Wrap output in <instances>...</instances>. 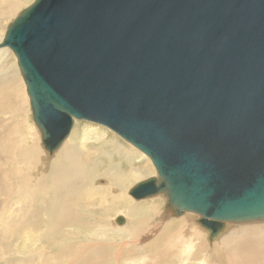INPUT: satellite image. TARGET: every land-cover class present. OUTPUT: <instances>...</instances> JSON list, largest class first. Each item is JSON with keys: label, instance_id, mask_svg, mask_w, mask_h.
<instances>
[{"label": "water", "instance_id": "obj_1", "mask_svg": "<svg viewBox=\"0 0 264 264\" xmlns=\"http://www.w3.org/2000/svg\"><path fill=\"white\" fill-rule=\"evenodd\" d=\"M1 48L50 154L100 124L156 169L134 199L164 196L212 241L264 221V0H35Z\"/></svg>", "mask_w": 264, "mask_h": 264}, {"label": "rangeland", "instance_id": "obj_2", "mask_svg": "<svg viewBox=\"0 0 264 264\" xmlns=\"http://www.w3.org/2000/svg\"><path fill=\"white\" fill-rule=\"evenodd\" d=\"M34 1L0 0V44L9 26ZM18 2L20 5L15 8ZM0 52L3 54L0 58V137L8 136L14 142L9 154L2 153L1 155L0 153V264H152V260L159 257L161 260L166 252L163 264H227L226 255H234V262L235 260L242 262L239 259L244 256L243 248H239L240 254H234L240 241L245 247L247 242L252 241L254 246L259 248L258 253L261 255L263 248L260 244L264 242V229L262 230L261 227L264 226V221L244 224L228 223L225 232L212 241L209 239L207 230L199 225V215L187 213L181 217H168L165 212L167 199L164 196L135 201L130 195V190L149 178L157 177L156 169L143 152L103 125L76 120L73 132L67 140L57 151L50 154L45 149L40 131L33 121L30 101L25 93L26 85L18 66V60L9 48H4ZM101 131L105 133V140H116L122 147L126 146L137 152L135 167L121 162L116 155H111L110 149L105 150L98 147L99 140L97 139L103 135ZM36 137H38L36 146L41 148L34 161L30 149L34 147ZM74 137L78 139L69 148L72 153L75 152L71 156L73 161H76L75 155L79 154L76 164L86 166L99 164V169L94 171L90 178L84 174L74 181L75 185L73 182H68L64 187L59 186L58 192L53 193L44 179L45 171L52 163L51 159ZM109 155L111 157H108ZM120 165L126 170L136 172L135 176H129L128 180L123 182L124 178L121 174L125 175L126 172L122 170V167L118 168ZM114 172L118 179L115 183H111L110 180L114 177L110 178L108 174ZM119 191L125 194L121 199L117 198ZM83 200H88L91 205L87 206ZM67 201L68 204L64 209ZM101 208L105 211H101ZM149 211H152V214ZM46 212L48 215L51 212L59 214L61 220L68 216L74 219L70 222L72 223L70 226H64L65 233L60 240L54 243L44 240L45 231L47 235L48 224L51 222L50 216H45ZM147 212L151 219L147 220L141 229L148 232L140 235L134 232L132 227L135 222L141 220L140 216H146ZM35 213L46 217L47 227L43 231V236L40 241L22 242L18 238L19 233L23 232L25 235L34 230L27 227L19 230L26 221L27 224L33 221L29 218ZM119 217L125 218V224L116 223ZM127 217L130 218L131 228H127ZM94 227H99V230H92ZM120 228L122 230H119ZM86 229L89 230L86 231ZM124 231L125 233H121ZM60 241L66 242L69 247L73 246L71 253L78 250L83 252L88 246L86 241H89L93 243V247L101 246L105 251L108 248L109 259L102 262L88 259L78 262L79 258H71L62 254L64 247L58 245ZM164 242L165 245L162 246ZM119 243H125L123 250L119 251L114 247ZM127 243L139 245V248L138 246L127 247ZM179 243L184 244L185 248H182ZM199 243L203 245V250L197 248ZM169 244L172 246L171 249H168ZM140 248L145 251L139 250ZM150 248L155 249L150 251ZM128 249H135L134 258L126 252ZM162 252L163 254L160 255ZM99 253L102 254V252ZM119 253L122 257H116ZM169 253L173 255L169 256ZM134 259H138V262ZM255 264L264 263L255 261Z\"/></svg>", "mask_w": 264, "mask_h": 264}, {"label": "bare ground", "instance_id": "obj_3", "mask_svg": "<svg viewBox=\"0 0 264 264\" xmlns=\"http://www.w3.org/2000/svg\"><path fill=\"white\" fill-rule=\"evenodd\" d=\"M20 2H18V3H16V5H15V8H17L20 4H19ZM7 34V33H6ZM5 34V35H6ZM2 49H4V48H1L0 49V51L2 50ZM2 52H0V58L2 57ZM2 61V60H1ZM8 72V71H7ZM26 91V90H25ZM13 93V92H12ZM26 93V92H25ZM18 95H19V93H17ZM13 95H14V93H13ZM22 100H24V99H22ZM27 100V99H26ZM10 106V105H9ZM8 107V106H7ZM20 107H21V105H20ZM5 110H6V108H5ZM76 121V120H75ZM75 125V124H74ZM100 125V124H99ZM73 128H74V126H73ZM73 128H72V130H73ZM73 131H71V133H72ZM102 132V136L101 137H99L97 140H99V142H98V147H100V148H102V149H110L111 150V152H112V154L111 155H116L118 158H119V160L121 161V162H123V163H125V164H128V165H130V166H132V167H135V162H136V158L135 157H137V152L135 151H132V150H130L129 148H127L126 146H121L120 144H118V141H116V140H113V139H110V140H112V141H110V140H105V137H104V135H105V133L103 132V131H101ZM70 133V134H71ZM70 136V135H69ZM77 137H74L73 139H71L70 140V142L67 144V145H65V147H63L51 160H52V163H50L48 166H47V169H46V171H45V174H44V179H45V181H46V183L47 184H49V186H50V191H52L53 193H56V192H58L59 190H60V187L59 186H61V187H64V186H66L67 185V183L68 182H73V185H75L76 184V182H74L77 178H79L80 176H82V175H86L88 178H90L91 176H92V174L94 173V171H96L97 169H99V164L98 165H94V164H91V165H88V166H86V165H78V164H76V162H77V160H78V158H79V154H76L75 155V157H76V161H73V159H72V157L71 156H73L74 154H75V152H71L70 151V147L71 146H73L74 144H75V142L77 141ZM115 139V138H114ZM66 140H67V138H66ZM65 140V141H66ZM64 141V142H65ZM38 142V137H36L35 138V140H34V147H32L31 149H30V152H31V155H32V158H33V160L35 161L36 160V158L38 157V155H39V149L41 148V147H38V146H36V143ZM63 142V143H64ZM62 143V144H63ZM13 144H14V142H13V140L11 139V138H9L8 136H2V137H0V153H1V155H3L2 153H7V154H9L10 153V150H11V148H12V146H13ZM108 157H111L110 155L108 156ZM148 157V156H147ZM107 159V158H106ZM111 160V159H110ZM114 161H116V160H114ZM106 162H108L107 160H106ZM109 163V162H108ZM103 164V163H102ZM111 166L112 167H114L112 164H111ZM122 166L120 165V167L118 166V168H121ZM123 168V167H122ZM123 171H125L126 172V174L124 175V174H121V176L124 178L123 179V182H126L127 180H128V178H129V176H131V177H134L135 176V174H136V172H132V171H130V170H126V169H122ZM134 171H135V169H133ZM108 176L111 178V177H114V178H112L111 180H110V182L111 183H115L116 181H117V179H118V177L116 176V172H114V173H109L108 174ZM124 186H125V183L123 184ZM123 190L125 189V188H122ZM47 192H45V194H46ZM124 192H121V191H119V192H117V198H119V199H121V198H123L124 197ZM132 197V196H131ZM133 198V197H132ZM134 199V198H133ZM135 201H138V200H136V199H134ZM141 201V200H140ZM83 202H85V204L87 205V206H90L91 204L89 203V201L87 200V201H85V200H83ZM67 204H68V201H67V203L65 204V206H64V209L66 208V206H67ZM55 205V204H54ZM47 210V209H46ZM55 210H56V208H55ZM101 211H105L104 210V208H101L100 209ZM151 210V209H150ZM150 212V211H149ZM149 212H147L146 213V216H144L143 217V215L142 216H140V219L141 220H138L137 222H135L134 223V225H136V224H138L137 225V227L136 228H133L134 227V225H133V227H132V229H133V231L134 232H137L138 234H140V235H142V234H146L148 231H143V229H141V227H142V225H144V224H146V222H147V220L149 221L151 218L149 217ZM152 212V211H151ZM150 212V213H151ZM55 212H51V213H49V215H48V213L46 212L45 214V216H50V220H51V222L48 224V233H47V235H46V231H45V229H46V217H41L38 213H35L32 217H30L29 218V220H33V221H31L29 224H27L26 222L22 225V227H21V229L19 230V231H21L24 227H27V228H30V229H33L34 231H31V232H29L28 234H25V235H23V232H20L19 233V236H18V238L22 241V242H24V241H40V239H41V237L43 236V231H45V234H44V240L46 241V242H48V243H54L55 241H58V240H60L61 238H62V236H63V233H65V230H64V226L65 225H68V226H70L72 223H70V222H73L74 221V219L73 218H71V217H66L65 219H63V220H61L60 218H59V214H54ZM133 214H135L134 212H132ZM187 213H190V212H187ZM187 213H185V214H187ZM125 214V213H124ZM138 214H139V212H138ZM137 214V215H138ZM152 214V213H151ZM151 214H150V216H151ZM184 214V215H185ZM126 215V214H125ZM124 215V216H125ZM173 217L172 216V214H170V215H168V217ZM116 218V217H115ZM28 219V218H27ZM78 220V219H77ZM127 220H128V223H127V228H131V225H130V218L129 217H127ZM190 220V219H189ZM145 222V223H144ZM118 228V227H117ZM124 229V228H123ZM261 229L263 230L264 229V226L263 227H261ZM89 229H86V231H88ZM92 230H99V227H94V229H92ZM119 230H122L121 228L119 229ZM141 230V231H140ZM164 230V229H163ZM206 230V229H205ZM85 231V232H86ZM139 231V232H138ZM156 232H157V230H156ZM165 232V231H164ZM121 233H125V231L124 232H121ZM184 234H186V232H183ZM209 233V232H208ZM184 234H182V235H184ZM115 235V234H114ZM113 235V236H114ZM163 235H165L164 233H163ZM177 236V235H176ZM198 236V235H197ZM196 236V237H197ZM200 236H201V234H200ZM162 237V236H161ZM183 237H186L185 235L183 236ZM218 238H219V236H218ZM229 238V237H228ZM23 239V240H22ZM166 239V238H165ZM239 240V239H238ZM240 241V240H239ZM87 243H88V246L83 250V252L80 250H78L77 252H75V253H71V251H72V248H73V246H70L69 247V245L66 243V242H59L58 243V245L59 246H61V245H63V247H64V250L62 251V254L63 255H66V256H68V257H71V258H79V260H78V262H80V260H85V259H88V260H90V261H99V262H102L103 260H106V259H109V249L107 248V251H105L101 246H97V247H93V243H91V242H89V241H86ZM182 242V241H181ZM229 242H230V240H229ZM157 243V240H156V242H155V244ZM186 243V242H185ZM125 244V243H124ZM124 244H122V243H119V244H117L116 246H114L115 248H118V250L120 251V250H123V246H124ZM128 245H127V247H134V246H138V248H139V245H135V244H131V243H127ZM154 244V245H155ZM165 245V242L163 243V245L162 246H164ZM179 245L182 247V248H185V246H184V244H181V243H179ZM261 248H263L264 249V242H261ZM203 245L201 244V243H199L198 245H197V248L198 249H202L203 250ZM137 248V249H138ZM172 248V246L169 244V247H168V249H171ZM208 248V247H207ZM242 249V252L244 253L243 255V257H241L242 259H239V260H241L242 262H236V260H235V262L233 261L235 258H234V255H232V256H230V255H226V258L228 259V262H227V264H255V261H257V262H261V263H264V250L263 249H261V255H259V253H258V247H256V246H254V244L252 243V241L251 242H247V246L245 247L243 244H242V242L240 241V245L237 247V249L235 250V252H234V254L235 253H239L238 251L240 250V249ZM60 249V248H59ZM153 249H155V248H150V251H152ZM128 250H130V249H128ZM126 251V252H128L129 254H131V258H134L135 256H136V253H135V249L134 250H130V251ZM139 250H144L145 251V249H139ZM148 250V249H147ZM147 250H146V252H147ZM232 250V249H231ZM93 251H99V252H102V254L101 253H99V252H97V253H94ZM138 251V250H137ZM149 251V252H150ZM154 251H157L158 252V250H154ZM159 251H165V250H159ZM168 251V250H167ZM195 251V250H194ZM233 251H234V249H233ZM188 252V251H187ZM227 252L229 253V254H231V252L229 251V250H227ZM167 253V252H166ZM166 253L163 255V257H162V259L160 260V257L159 258H157V259H155V260H152L153 261V263L152 264H163V259L165 258V256H166ZM191 253V252H190ZM163 254V252L160 254V255H162ZM170 254H172L173 255V253H169V256H172V255H170ZM220 254V253H219ZM227 254V253H226ZM240 254V253H239ZM186 255H188L189 256V254H186ZM222 255V254H221ZM236 256V255H235ZM237 256H239V255H237ZM116 257H122V255H121V253H119L118 254V256H116ZM219 257V256H218ZM240 257V256H239ZM238 257V258H239ZM223 258H224V256H223ZM225 258V259H226ZM217 259V258H216ZM135 260V259H134ZM202 260V259H201ZM86 261V260H85ZM141 261H144V260H141ZM200 261V260H199ZM135 262H138V259L137 260H135ZM82 263V262H81ZM83 264V263H82ZM218 264V263H217Z\"/></svg>", "mask_w": 264, "mask_h": 264}]
</instances>
